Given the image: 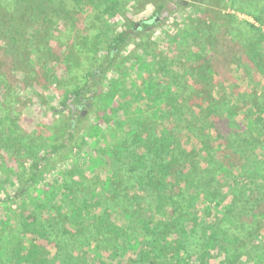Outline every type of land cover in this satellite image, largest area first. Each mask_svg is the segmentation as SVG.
<instances>
[{"label":"trees","instance_id":"obj_1","mask_svg":"<svg viewBox=\"0 0 264 264\" xmlns=\"http://www.w3.org/2000/svg\"><path fill=\"white\" fill-rule=\"evenodd\" d=\"M43 2L45 5L36 0H0V94L5 95L6 101L0 107V163L5 169L0 175V192L20 176L22 163L32 160L31 176L25 187L34 186L30 191L35 193L37 202H27L38 208L28 216L20 214L18 230L11 236L3 238L0 233V264H191L185 242L196 234L204 242L195 264H240L242 257L254 264H264V198L258 189L251 216L240 220L219 205H201L207 197L213 194L216 198L219 193H207L202 188V178H195L196 184L190 175L181 174L189 173L194 166L190 154L200 156L223 174L242 166L228 139L234 128L227 114L237 111L229 107L226 114H218L209 103L214 87H226L236 79L233 65L242 61L257 66L258 53L252 45L255 37L247 36L259 28L242 22L240 41L235 29L206 27L200 21L202 16L207 18V9L196 8L184 28L176 30L177 54L171 57L139 51L124 67L115 59L122 47L136 38L135 33H127L126 29L108 41L107 64L89 72L93 83L87 80L69 99L60 102L59 111L68 112L64 125L73 127L84 114L78 102L86 103L97 94V122L86 133L90 141L83 142L85 146L79 148L78 158L66 170L69 181H63V186L55 180L40 186L38 179L45 176L41 168L49 155L64 144L51 145L39 157L47 138L20 132L16 118L6 117L10 113L9 86L30 76L36 53L43 52L36 42L39 27L44 29L46 24L56 21L63 24L71 14L85 28L81 35L91 42L93 24V28H101L98 39L92 42L97 56V45L106 35L100 25L102 16L116 17L124 0H72L74 6L70 0ZM63 4L69 8L62 10L66 16L55 13L53 17V12ZM165 6L155 9L149 23L139 22L141 29L157 26L153 17L161 14ZM263 6L264 0H238L236 4L254 19L255 12ZM130 24L133 27L136 23ZM51 36L58 41L56 33ZM60 51L58 44L57 63ZM162 56H169L170 66L175 64V69L164 66ZM113 64V77L107 89H103L101 78ZM160 64L163 71L153 74ZM135 70L136 78L132 76ZM132 88L139 98L133 102L132 110L136 108L139 114L131 118L123 113L120 117L118 111L126 112ZM147 120L154 121L155 129L145 125ZM114 122L118 132L112 134V139L103 128ZM246 122L256 134L264 136V127L258 121L247 118ZM71 133L69 130L65 135L69 138ZM185 134L198 143L190 154L183 148ZM31 138L33 142L38 140L37 144L31 143ZM15 192L22 193L8 192L0 196V203L7 206ZM39 209L50 215L38 216Z\"/></svg>","mask_w":264,"mask_h":264},{"label":"rangeland","instance_id":"obj_2","mask_svg":"<svg viewBox=\"0 0 264 264\" xmlns=\"http://www.w3.org/2000/svg\"><path fill=\"white\" fill-rule=\"evenodd\" d=\"M36 1L42 2L45 5L43 0ZM68 1L65 0V3ZM71 1L70 3H72ZM168 2H171V0H124L122 8L119 7L118 12H116V17L110 19L107 15L103 14V20L100 22V25L103 27L106 35L103 37L101 43L97 45V56L93 53V51H96V45L92 44V42H94V39L95 41L98 39L101 28H93V24H91L93 40L89 42L84 37L85 35H81L85 28L78 25L77 20L71 14L65 17V24H60V21H56L53 24L49 22L45 25L44 29L39 27V31H35L37 35L36 42L39 47L41 46L40 48H43V52L36 53L34 67L30 69V76L9 86L10 95L7 107L10 108V113L6 117L16 118L15 122H19L16 125H18L20 132L34 135L37 133L47 138L43 149L39 153V157L46 150H49L51 145L64 144L52 155L50 154L49 158L45 161V166L41 168L45 176L42 177V175V178L38 179L40 186L52 183L53 180L63 186V181L67 182L70 180L66 170L73 166V161L79 153V148L85 146L83 142L89 143L90 140L86 137V133L97 122V94L86 103L80 104L78 102L84 114L81 120L76 121V126L74 124L73 127L64 125L68 120V112L59 111L61 100L63 98L69 99V96L74 91L82 88L87 80H90L91 84L93 83L89 72L99 70L107 64L108 41L113 40L122 31L132 29V25H129V22L139 23L148 20L150 22L155 9L168 4ZM237 3L238 0H179L175 4L177 8L173 9L169 16L156 22L157 26L150 27L147 30L141 29L138 33L135 32L136 38L130 40L128 46L122 47V51L115 59V62L120 63L122 67L127 66V64L129 65V59L134 57L139 51H147L153 55L174 56L177 54L174 40L176 30L184 28L185 23L190 21L189 17L195 15L193 10L196 8L202 7L207 9V18L203 19L202 16V20L200 21L206 27L211 29H235L240 41L243 39L242 22H249L259 28V31H254L247 36L250 39L255 37V42L252 45L255 44V50L258 53L257 66L255 65L254 68L242 61L233 65V76L236 79L232 83L227 84L226 87H220V85L218 88L214 87L211 90L212 100L209 103V107L214 108L218 114H226L229 107L237 111L227 114L229 117L228 121L234 128L228 139L232 150L238 154L242 166L226 174L216 171L217 168H214L213 164H206L201 160L200 156L195 158L194 154H190L191 151L198 148L196 140L187 134L182 137L184 142L183 148L186 152H189L194 166L189 173L184 171L181 174L185 176L190 175L193 183H196L195 178H202V184H205L202 185V188L207 193L209 191L219 193L216 198L213 197V194L212 197H207V200L201 205L211 204V206L216 207L219 205L226 209L227 214L232 217L235 215V218L242 220L249 218L252 214V209L255 208L257 189L258 193L264 198V136L256 134L255 130L251 129L248 122H246L247 118H253L258 121L262 129L264 127V6L259 9L258 13L257 11L255 12L254 19L243 8L236 7ZM64 4L59 7V12L56 10L53 12V17L55 13H58L60 16H66L62 10H65L66 7L68 8V5ZM46 6L49 7V5ZM72 6H74L73 3ZM52 32L58 35V41L51 36ZM58 44L61 45L59 63L55 60L59 57V54L55 52ZM1 46L2 42L0 41V52L2 50ZM169 56L167 58L162 56V63L164 66H168L170 70L171 68L175 69V64V67L170 66ZM115 67L116 64L111 65L102 76L101 83L103 89H107L108 82L113 77ZM162 71L163 68L160 64L153 71V74H159ZM137 75L138 72L135 70L132 76L136 78ZM159 80L161 81V79ZM160 88L163 89L161 86ZM136 93L133 88L130 90L129 95L131 96V100L128 101V105L125 108L126 112L123 110L118 111L120 117L123 116V113L130 117L139 114L136 108L132 110L133 102L139 99L136 97ZM5 102V95L0 94V107ZM241 114L243 115L241 116ZM5 121L8 122V120ZM146 122L145 125L152 126L155 129L156 126L153 120L150 122L147 120ZM117 127V124L114 122L104 127L103 132L105 135L111 134L113 139L112 134H117ZM3 128L5 129L4 125ZM48 128H52V130H48ZM69 130L72 133L68 138L65 134ZM153 134L156 135L155 130H153ZM3 136H6L5 130ZM32 139H30V142L37 144L38 140L33 142ZM35 150L38 152L39 149ZM203 154H205V151H203ZM31 163L32 160L22 163L20 176L11 181L14 182L13 185L0 192L1 197L8 192L12 193L14 190H21L22 192L19 195L15 192L14 197L8 201L7 206L0 203V233L3 238L17 232L19 227L18 220L21 218V213L23 216H28L31 211L38 209L36 204L31 205L27 202L29 199L37 202L34 198L35 193L30 191L34 186L30 187V189H26L25 187L27 186V179L31 176ZM211 166L213 170H211ZM196 167H198L197 173L195 171ZM4 171L3 163L2 165L0 163V175ZM49 192L50 190H46V193ZM257 199L262 200V198ZM37 212L38 216H43L44 214L50 215L44 212L43 209H39ZM50 217L57 220L53 216ZM50 217L49 220L51 221ZM251 224L255 235V220ZM121 225L126 226L127 224L122 223ZM227 225H231V223ZM203 242L204 239L202 236L199 237V234L189 237L185 242L191 264H195L198 261L197 256L202 250L201 244ZM1 251L2 249H0ZM232 253L233 250L230 249L229 254ZM240 264L254 263L242 257Z\"/></svg>","mask_w":264,"mask_h":264},{"label":"flooded vegetation","instance_id":"obj_3","mask_svg":"<svg viewBox=\"0 0 264 264\" xmlns=\"http://www.w3.org/2000/svg\"><path fill=\"white\" fill-rule=\"evenodd\" d=\"M179 0H171V2H169L168 4H166L167 6H165V8L162 10V12H161V14H156L154 17H153V19L155 18H157V17H160V16H162V14L165 12V11H172L173 9H175V8H177V6H175V4L178 2ZM147 23H149L148 21H147ZM136 24H139V27L137 28V29H134V27L136 26ZM133 27H132V29H128L127 30V33L129 32V33H131V34H133V33H135V32H137L138 31V29H141V24L140 23H136Z\"/></svg>","mask_w":264,"mask_h":264},{"label":"water","instance_id":"obj_4","mask_svg":"<svg viewBox=\"0 0 264 264\" xmlns=\"http://www.w3.org/2000/svg\"><path fill=\"white\" fill-rule=\"evenodd\" d=\"M170 13H171V10H170V11L167 10V11H165V12L162 14V16L157 17L156 19L154 18V21H155V22H158L159 20H161V19H163V18L169 16ZM138 27H139V24H136V26L134 27V29H137ZM128 33H129V32H128Z\"/></svg>","mask_w":264,"mask_h":264}]
</instances>
